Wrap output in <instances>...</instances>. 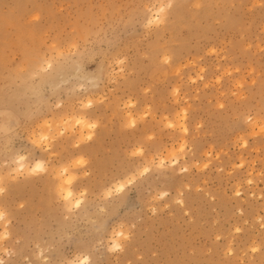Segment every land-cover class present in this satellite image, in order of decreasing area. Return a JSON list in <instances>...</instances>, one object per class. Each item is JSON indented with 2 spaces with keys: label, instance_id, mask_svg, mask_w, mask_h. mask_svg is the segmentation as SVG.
<instances>
[{
  "label": "rangeland",
  "instance_id": "rangeland-1",
  "mask_svg": "<svg viewBox=\"0 0 264 264\" xmlns=\"http://www.w3.org/2000/svg\"><path fill=\"white\" fill-rule=\"evenodd\" d=\"M86 257L264 264V0H0V264Z\"/></svg>",
  "mask_w": 264,
  "mask_h": 264
},
{
  "label": "bare ground",
  "instance_id": "bare-ground-1",
  "mask_svg": "<svg viewBox=\"0 0 264 264\" xmlns=\"http://www.w3.org/2000/svg\"><path fill=\"white\" fill-rule=\"evenodd\" d=\"M159 10V9H158ZM157 10V12L156 13H158L159 11ZM163 15H165V14H163ZM151 18H154V21H156L158 18L157 17H155V16H152V17H150V21H151ZM161 20V19H160ZM157 21H159V19L157 20ZM87 104H89V103H87ZM81 115V114H80ZM78 117H79V115H78ZM82 118H83V116H81ZM78 118L77 120H76V123H77V125H79L82 129H84L85 127H87V125H88V128H90L91 126H90V123H88V122H86L87 120H85L84 118L82 119V118ZM76 118V117H75ZM73 119H74V117H73ZM75 123V124H76ZM74 124V125H75ZM93 124V123H92ZM90 126V127H89ZM94 126V125H93ZM89 133V132H88ZM87 133V134H88ZM91 137V136H90ZM43 138L45 139L46 138V135L44 134L43 135ZM18 161H19V163H18V165H16V166H18V170H21V171H26V172H29V170H37V169H42L43 168V165H42V161H35L33 164H32V167H29L28 168V165H26V163L24 162V157H23V155L22 156H20L19 158H18ZM17 161V162H18ZM177 161V160H176ZM62 168V167H61ZM66 169H67V167H66ZM67 171H68V169H67ZM62 172V171H61ZM65 172H66V170L64 169L63 170V172L62 173H64L65 174ZM67 173V172H66ZM69 173V172H68ZM70 175V174H69ZM72 176V175H71ZM73 177V176H72ZM72 178L71 177H68V178H66V184L64 183V185H66V186H64L63 184H61L62 185V188H61V190L63 191V198H64V200H65V202L68 204V203H72V204H74L75 206H78L79 205V202H80V199H75V200H73L72 201V198L74 197V192H73V190L68 186L69 184H70V180H71ZM120 184V183H119ZM60 185V186H61ZM115 186H117V185H115ZM122 187H123V185L122 184H120V185H118V190H121L122 189ZM117 188V187H116ZM109 190V189H108ZM110 191V190H109ZM64 202V203H65ZM2 214V213H1ZM118 232V231H117ZM117 235V237L120 235V236H122L123 235V233L121 234L120 232L118 233V234H116ZM119 236V237H120ZM117 237L115 238V239H111V241H112V247L115 249V248H120V244H119V241L117 240ZM88 260V257H86V258H82L81 259V263L80 264H85L86 263V261ZM71 263H72V261H71Z\"/></svg>",
  "mask_w": 264,
  "mask_h": 264
}]
</instances>
